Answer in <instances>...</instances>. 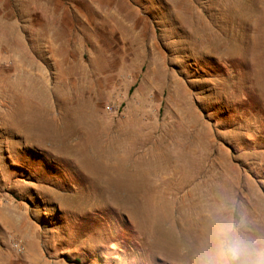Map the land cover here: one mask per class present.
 <instances>
[{
    "label": "rangeland",
    "instance_id": "1",
    "mask_svg": "<svg viewBox=\"0 0 264 264\" xmlns=\"http://www.w3.org/2000/svg\"><path fill=\"white\" fill-rule=\"evenodd\" d=\"M215 206L264 236V0H0V264H192Z\"/></svg>",
    "mask_w": 264,
    "mask_h": 264
},
{
    "label": "clouds",
    "instance_id": "2",
    "mask_svg": "<svg viewBox=\"0 0 264 264\" xmlns=\"http://www.w3.org/2000/svg\"><path fill=\"white\" fill-rule=\"evenodd\" d=\"M192 264H264V236L247 234L224 206L206 209Z\"/></svg>",
    "mask_w": 264,
    "mask_h": 264
}]
</instances>
